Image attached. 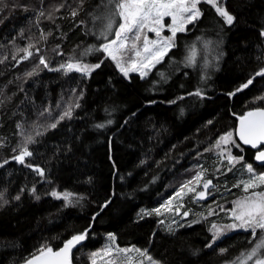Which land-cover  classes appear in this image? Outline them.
<instances>
[{
    "label": "trees",
    "instance_id": "16d2710c",
    "mask_svg": "<svg viewBox=\"0 0 264 264\" xmlns=\"http://www.w3.org/2000/svg\"><path fill=\"white\" fill-rule=\"evenodd\" d=\"M224 4L236 17L232 26L201 3V19L178 33L163 61L141 78L125 77L95 51L106 43L101 0H0V264H25L40 247L58 250L85 231L72 264H92L91 254L110 235L118 247L146 250L159 264H233L254 247L258 235L242 230L207 247L211 225L226 220L217 213L241 195L244 165L264 173L252 149L225 146L226 156L243 157L230 165L215 147L235 133L238 117L264 108V77L229 95L264 67V0ZM29 44L34 54L24 59L18 50ZM193 45L196 66H186ZM40 57L49 68L102 63L87 76L65 74L39 65ZM198 90L203 98L194 95ZM69 106L71 118L59 121ZM29 136L32 156L20 164L14 157ZM199 172L216 185V202L191 195L190 217L175 226L164 222L153 210ZM52 192L71 193L72 203Z\"/></svg>",
    "mask_w": 264,
    "mask_h": 264
},
{
    "label": "snow or ice",
    "instance_id": "6c2138e0",
    "mask_svg": "<svg viewBox=\"0 0 264 264\" xmlns=\"http://www.w3.org/2000/svg\"><path fill=\"white\" fill-rule=\"evenodd\" d=\"M201 3L210 5L215 10V13L222 18L224 24L232 26L235 23L236 17L228 11L224 0H101V5L106 9V14L102 17L106 23L100 35L107 42L101 48L95 49V51L106 53L107 57L115 62L116 67L125 77H128L131 71L138 72L140 77L144 78L156 64L163 61L168 51L175 46L177 33L185 32L187 25L193 24L202 16L199 7ZM40 15L43 16L44 12L41 11ZM71 15L75 17L77 12L74 10ZM117 17L120 21L118 24L116 23ZM100 18L94 16V19ZM165 18H170L168 25L165 24ZM49 19H51V16H49ZM114 28L115 31L113 32ZM165 28L171 33L170 36L165 37L162 35ZM147 33H154L156 39H150ZM110 35L114 38L108 40ZM260 36L264 37V29L260 31ZM208 43L210 42H205V48L208 47ZM34 47L35 45L29 44L18 51L25 53L24 59H27L34 54L30 51ZM92 51L93 49L91 48L86 49L83 54L88 55ZM190 53L187 57L186 66L195 67L197 55L195 45L190 48ZM35 54L39 55L38 49ZM258 59L260 58L258 57ZM101 63L67 62L61 64L59 68H49L47 61L43 57L39 59V65L49 68L50 71H63L65 74L75 71L86 76L100 68ZM33 74H35V69L33 72L28 73L29 76ZM160 75L163 77L164 74L160 73ZM256 77H264V67L260 68L245 83L240 85L235 92L229 93V95L234 96L237 92L247 89ZM194 95L203 98L202 92L199 90ZM259 99L264 100V97H260ZM76 107H79V105L77 104ZM71 116L72 106H69L63 112V115L59 117V120L70 119ZM238 119L239 127L236 130L235 136H238L244 145H250L253 149H260L261 145H264V108L249 110L244 115L238 117ZM108 123H111V121H108ZM50 127L56 128L57 123H52ZM96 127L103 128L104 125L98 124ZM33 142L32 137L26 138L25 146L14 157L17 162L25 164V158L32 156V152L29 151L26 145ZM227 145L240 146L236 143L232 132L221 136L216 143L215 147L220 150V155H224L225 151H227L225 147ZM254 158L256 161L264 163V149L259 150ZM242 159L243 157L233 156L228 151L227 160L230 165H234ZM2 166L0 165V167ZM26 166L33 168L31 164H27ZM245 168L250 175L249 179L241 181V184L243 191L247 195L234 202V208L231 211L233 223L224 227H219L214 223L211 225L210 230L213 232L214 239L207 247H212L215 240L224 235L227 230L244 229L245 231H250L254 239L256 238L257 230H259L262 234L261 239L258 240L242 259L237 258V261H234L233 264H248L249 261H252V264H264V254H262V250H264V191L255 190L258 187L264 186V173L257 174L252 164H246ZM33 170L38 175L44 176L43 169L34 167ZM202 176L203 173L201 172L193 180L184 183L162 208L172 211V201L177 197H182L185 194V189L188 192H194L195 189L192 185H199ZM210 186H212L211 180L204 181L202 190L196 193L197 198L204 199ZM236 186L239 187L240 185ZM31 192L35 195L36 189L33 188ZM51 195L58 199L62 198L69 204L72 203L71 193L65 192L61 195L60 193L52 192ZM19 198V196L15 197L17 200ZM36 198L39 199V196H36ZM108 203L110 201L106 202L102 207H107ZM153 211L157 215L161 214V208H156ZM151 214L149 212L143 213V215ZM169 231H171V228H169ZM87 235L88 233L85 231L84 233L72 236L58 250H53L50 246H42L25 264H72V249L84 241ZM108 239L113 243L106 245L101 251L93 252L90 257L92 264H97V258H107L105 259V264H133L135 258L130 256L129 253H135L137 257L147 259L150 264H159L146 250L115 246L114 241L116 237L114 235H110ZM221 251H226V249H222ZM137 264H143V259H140Z\"/></svg>",
    "mask_w": 264,
    "mask_h": 264
},
{
    "label": "rangeland",
    "instance_id": "374dc122",
    "mask_svg": "<svg viewBox=\"0 0 264 264\" xmlns=\"http://www.w3.org/2000/svg\"><path fill=\"white\" fill-rule=\"evenodd\" d=\"M200 6V5H199ZM202 12V11H201ZM202 17V16H201ZM201 17L199 18V19H201ZM198 19V20H199ZM117 20H119V18L117 17ZM116 20V22H117V24H118V21ZM120 22V21H119ZM170 23V18H165V24L166 25H168ZM190 25V24H189ZM189 25H187V30H188V27H189ZM186 30V31H187ZM115 31V28L113 29V32ZM185 31V32H186ZM180 33H182V32H180ZM148 34V36H149V38L150 39H156V37H155V35H154V33H147ZM178 34V33H177ZM162 35L163 36H165V37H167V36H170L171 35V33L167 30V28H165V30L162 32ZM114 37L113 36H109L108 37V40H111V39H113ZM107 42V41H106ZM102 56H107V54L106 53H104L103 52V54H102ZM164 59V58H163ZM159 64V63H158ZM157 65V64H156ZM155 65V66H156ZM153 69V68H152ZM151 69V70H152ZM150 70V71H151ZM149 71V72H150ZM148 72V73H149ZM132 73H136V74H139L138 72H129V75L130 74H132ZM129 75H128V77H129ZM145 78V77H144ZM234 139L236 140V143L238 144V145H240L239 144V142L237 141V139H236V136H235V133H234ZM240 147H241V145H240ZM218 155V154H217ZM222 158H224V159H227V156H226V154L224 153V155H220ZM233 156H235V154L233 153ZM225 161V160H224ZM227 162H228V160H227ZM244 171H245V177H243L244 179H242V181H246V180H248L249 179V173H247V171H246V168H245V165H244ZM256 172V171H255ZM201 172H199L198 174H200ZM203 173V172H202ZM257 173V172H256ZM197 174V175H198ZM257 174H259V173H257ZM195 178V176L194 177H192L190 180H193ZM208 179H207V177L203 174V176H202V180H201V182H200V184L199 185H192V187H194V189H195V191L194 192H188L187 191V189H185V194L182 196V197H177L175 200H173L172 201V205H171V208H172V211H167V210H165V209H163L162 208V206L169 200V199H171L174 195H175V193L180 189V187L181 186H179V187H177V188H175V190L173 191V193L172 194H170V196L162 203V205H160L159 207H157V208H161V214L160 215H158V216H160V217H163V221L164 222H166V223H168V222H170V224L169 225H172V226H175V225H179V223L182 221V220H187L189 217H190V209H186V208H188V206H187V204H186V202H185V200L186 199H188V200H191V195L193 196V198L197 201V202H199V203H206V202H208V203H215L216 202V197L214 196V193H215V191H217L216 189H217V187H216V185L215 184H213V182H212V186H210L209 187V189H208V191H207V194H206V197L204 198V199H198L197 198V196H196V193H198V192H200L201 190H202V186H203V183H204V181H207ZM240 186L238 187V189H239V193L241 194V195H239L238 197H237V199L236 200H234V202L235 201H237V200H240L242 197H244L245 195H247V193H245L244 191H243V186H242V184L240 183L239 184ZM256 191H264V186H261V187H258L257 189H255ZM251 191V190H250ZM234 202H233V204H231V205H229V206H227L225 209L222 207L220 210H219V212L217 213V214H219V213H222L223 212V214H225L226 215V220H223V222L224 223H219V224H216L217 226H219V227H224V226H226V225H229V224H231V223H233V219H232V217H231V211H232V209L234 208ZM198 204V203H197ZM185 213H186V215H185ZM157 215V214H156ZM237 230H242V231H245L244 229H240V228H238V229H235V230H227L226 232H225V234H227V233H231V232H234V231H237ZM250 232V231H249ZM251 233V232H250ZM224 234V235H225ZM256 235H258V240L259 239H261V237H262V234H261V232L259 231V230H257V233H256ZM109 236H107V241H106V245H109L110 243H113V242H111V241H109ZM258 240H257V242H258ZM105 245V246H106ZM114 245L115 246H117V244H116V240L114 241ZM104 248V247H103ZM102 248V249H103ZM102 249H100V250H98V251H101ZM262 254H264V250H262ZM129 255L130 256H132V257H134L135 259H134V261H133V264H137V262L140 260V259H143V264H150V262L147 260V259H144V258H140V257H137L136 256V254L135 253H129ZM105 259H107V258H104V259H101V258H97V264H105ZM242 259V258H241ZM92 263V262H91ZM248 264H252V261H249L248 262Z\"/></svg>",
    "mask_w": 264,
    "mask_h": 264
},
{
    "label": "water",
    "instance_id": "95a60500",
    "mask_svg": "<svg viewBox=\"0 0 264 264\" xmlns=\"http://www.w3.org/2000/svg\"><path fill=\"white\" fill-rule=\"evenodd\" d=\"M238 127H239V120H238V123H237V126H236V130L238 129ZM236 130H235V133H236ZM236 139H237V141L239 142V144L243 147V148H250V149H252L253 151H255L256 153L259 151V150H261V149H264V145H261V148L260 149H253L250 145H244L240 140H239V138H238V136H236ZM19 163V162H18ZM256 163L257 164H259V165H262V166H264V163H262V162H260V161H256ZM77 246V245H76ZM75 248V247H74ZM73 248V249H74ZM72 249V250H73Z\"/></svg>",
    "mask_w": 264,
    "mask_h": 264
},
{
    "label": "bare ground",
    "instance_id": "6f19581e",
    "mask_svg": "<svg viewBox=\"0 0 264 264\" xmlns=\"http://www.w3.org/2000/svg\"><path fill=\"white\" fill-rule=\"evenodd\" d=\"M38 34H39V33H38ZM29 39H30V38H29ZM29 39H28V40H29ZM30 40H31V39H30ZM25 42H26V41H25ZM27 42H28V41H27ZM32 42H33V41H32ZM32 42H31V43H32ZM28 43H29V42H28ZM39 43H40V42H39ZM35 44H36V43H35ZM37 46H38V45H37ZM35 49H36V48H35ZM81 54H82V52H81ZM6 58H7V57H6ZM5 60H6V59H5ZM9 60H10V59H9ZM30 60H31V59H30ZM27 62H28V61H27ZM42 68H43V67H42ZM42 71H43V70H42ZM40 72H41V71H40ZM38 73H39V72H38ZM52 106H53V105H52ZM56 107H57V106H56ZM51 108H52V107H51ZM51 108H49V109H51ZM53 108H55V107H53ZM56 109H57V108H56ZM58 110H59V109H58ZM58 110H57V111H58ZM55 111H56V110H55ZM50 115H51V114H50ZM54 116H55V115H54ZM50 118H51V117H50ZM53 118L56 120L57 117H53ZM58 118H59V117H58ZM58 118H57V119H58ZM48 120H49V118H48ZM59 121H60V120H59ZM44 123H45V122H44ZM44 123H43V124H44ZM55 123H56V122H55ZM49 124H50V123H49ZM44 125H45V124H44ZM36 126H37V125H36ZM49 126H50V125H49ZM38 128H39V127H38ZM42 128H43V127H42ZM51 129H52V128H51ZM191 163H192V162H191ZM187 164H188V163H187ZM193 164H195V162H194ZM198 165H199V164H198ZM198 165H197V166H198ZM197 166H196V167H197ZM188 169H189V168H188ZM180 170H181V169H180ZM186 170H187V169H186ZM184 171H185V170H184ZM183 173H184V172H183ZM180 174H181V173H180ZM181 175H182V174H181ZM179 176H180V175H179ZM173 179H174V177H173ZM177 179H180V178H177ZM169 184H170V183H169ZM137 211H138V210H137ZM137 211H136V212H137ZM137 214H138V213H137ZM137 216H138V215H137ZM140 216H141V215H140ZM148 216H149V215H148ZM153 216H156V215H153ZM135 220H136V219H135ZM159 227H160V226H159ZM154 228H155V227H154ZM153 231H154V229H153ZM100 249H102V248H100Z\"/></svg>",
    "mask_w": 264,
    "mask_h": 264
}]
</instances>
